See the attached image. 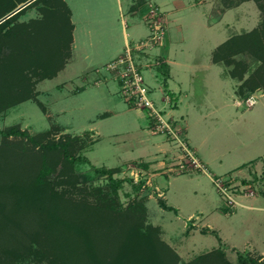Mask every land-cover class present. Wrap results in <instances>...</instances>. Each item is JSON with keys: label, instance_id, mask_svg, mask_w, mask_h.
Returning a JSON list of instances; mask_svg holds the SVG:
<instances>
[{"label": "rangeland", "instance_id": "rangeland-1", "mask_svg": "<svg viewBox=\"0 0 264 264\" xmlns=\"http://www.w3.org/2000/svg\"><path fill=\"white\" fill-rule=\"evenodd\" d=\"M23 1L0 0V20ZM57 1L33 2L13 21L0 24L1 91L17 99L30 92L34 97L0 112V185L33 182L48 155L55 167L51 179L61 178L59 190H68L73 200L95 203L109 197L117 209L143 204L146 224L159 228L160 239L172 249L164 256L173 260L172 252L177 254V264H191L219 249L233 264L242 253L264 257V88L252 94L258 102L251 108L243 105L247 99L240 93L262 61L239 53L241 45L231 50L233 66L214 61L217 49L229 40L263 28L264 0H66L79 48L64 70L69 48L59 50L63 38L59 44L52 38L58 23H42L48 33L43 40L37 30L31 40L25 35L26 28L29 35L35 25L40 29L36 20L50 4L62 12ZM159 22L167 33L164 46H146L136 57L156 108L175 125L177 137L155 133L154 119L125 100L115 73L107 69L110 60L125 52L126 38L132 46L147 42ZM9 26L13 40L3 34ZM140 26L143 37L138 36ZM62 27L65 36L68 28ZM85 40L94 44L91 54L100 57L90 64L83 55ZM42 51L36 60L35 52ZM169 55L178 64L168 65ZM45 60L59 64L56 78L40 80L43 71L35 72L36 63ZM11 127L27 131L39 144L4 138L1 131ZM51 143L68 152L44 148ZM185 149L202 169H196ZM66 152L80 160L73 168ZM109 170L122 181L117 191ZM213 178L230 180L234 197L245 205L228 207ZM160 199L174 210L163 209ZM11 207L0 192V220L7 227L0 228V258L6 248L19 251L12 256L23 254L11 264H49L36 251V226L10 220ZM197 264L222 261L214 255Z\"/></svg>", "mask_w": 264, "mask_h": 264}, {"label": "trees", "instance_id": "trees-1", "mask_svg": "<svg viewBox=\"0 0 264 264\" xmlns=\"http://www.w3.org/2000/svg\"><path fill=\"white\" fill-rule=\"evenodd\" d=\"M26 1L28 0L22 3ZM38 1L40 0L36 2ZM57 2L62 5L59 6L62 8V12H59L58 8L56 12L52 10V5L50 4L48 6L49 10L43 14V18L38 21L36 20V22L40 23V29L38 25H35V28H32V31L34 29L32 35H29V29L26 28L25 35L28 41L34 38L38 31L41 35V40H43L42 35L47 33V29L43 30L42 23L48 21L51 27H55L54 24L58 23L59 28L55 27V30L52 28L54 30H52L54 32L52 38L56 44H59V40L63 38L62 45H58L59 50L63 51L72 40V12L64 0ZM27 8L1 25L13 21ZM59 20H61V23H64L61 24ZM63 25L66 29L68 28L69 32L65 36L61 35ZM10 26L3 34L6 38L12 39L8 36L12 33ZM263 34L264 26L260 30L256 29L248 34L235 36V38L218 48L214 54L215 63H222L223 60L227 66L231 67L234 63L232 59L234 53L231 50L234 49V46L241 45V51L238 50L239 53H251L258 60L262 61V65L257 69L255 75L248 80L249 82L244 84L246 86L241 88V96L246 99L259 89L264 88ZM23 37V34L19 35L16 43L20 42ZM1 42L0 37V47ZM63 45L64 48L61 49ZM43 51L35 52L36 60H39L38 58ZM51 57L47 59H51ZM49 63L50 60L48 62L45 60L36 63L34 66L36 67V73L38 72L37 69L43 71L40 80L53 79L61 69L57 62H53L52 65H49ZM2 64L3 66L7 65L6 62ZM233 72L231 71L232 75L235 74ZM21 73L23 74L24 72L21 70ZM1 89L0 85V112L34 98L33 93L30 92L29 95L26 94L24 97L17 99V96L11 97L3 94ZM29 89L30 91L32 90L31 87L26 90ZM245 89L248 90L247 93H245ZM1 133L6 139L13 136L28 138L33 143L39 144L36 138L32 137L27 131L20 130L18 127H11L1 131ZM44 148L57 151H61L62 148L66 149L65 146L55 143L46 144ZM66 151L68 152L67 149ZM67 152L65 153V157L70 161V168H73L74 164L80 160ZM50 163L51 161H49L47 155L43 159L37 178L29 184L5 183L0 185V192L10 199L12 205L10 211L7 213V217L10 220L16 218V221L20 224L25 222L23 224H26V226L33 224L36 226L37 235L34 237L33 242L43 262L47 261L49 264H177L179 262V256L173 252V260H169L164 256L167 249L170 251L172 249L160 239L159 228L146 224V207L143 204L135 202L126 209H117L114 199H110L109 197H103L95 203L90 200L82 202L73 200L68 190H59L61 183L64 182L61 178H59L60 181L58 182H54L51 179L55 167L51 166ZM107 172L109 173L110 180L113 182L114 189L117 191L121 187L122 181L114 180L113 173L116 172L115 170ZM73 176H76V174L73 173L70 177L72 178ZM137 189H140V186ZM159 203L165 210H174L163 199H160ZM4 220L6 219L4 218ZM4 226L6 227L4 221L0 220V228H4ZM4 230L6 231L5 228ZM202 233L206 234L208 230L203 229ZM27 249L28 245L24 249L25 252ZM4 250L3 257L0 258V264H6L9 260L8 264H11V260H16L23 255H18L19 251L16 250L6 248ZM12 252L18 254L12 256ZM214 255L220 258L222 264H233L226 258V253L222 249L201 255L191 264H197ZM238 264H264V261L261 258L252 257L249 253H242L238 256Z\"/></svg>", "mask_w": 264, "mask_h": 264}, {"label": "built area", "instance_id": "built-area-1", "mask_svg": "<svg viewBox=\"0 0 264 264\" xmlns=\"http://www.w3.org/2000/svg\"><path fill=\"white\" fill-rule=\"evenodd\" d=\"M151 29L152 34L147 42H140L135 46L128 44L125 54L108 64L107 69L115 73L121 94L125 100L138 109L145 110L150 117L154 119L155 128L153 131L155 133L177 137L175 125L171 123L170 120L166 119L163 113L156 108L155 102L151 98V91L146 84L142 66L136 57L137 52L144 50L146 46H151L153 48L155 46H164L167 33L161 23H155ZM257 102L258 98L252 95L243 102V105H247L251 108L255 106ZM185 150L188 152L189 157L192 158L196 169H202L201 163H198L193 153L188 149ZM213 183L225 198L228 207L233 208L241 204L236 200L231 191L232 186L230 185V180L225 181L220 178H213ZM251 195L253 194L250 193L249 196Z\"/></svg>", "mask_w": 264, "mask_h": 264}, {"label": "crops", "instance_id": "crops-1", "mask_svg": "<svg viewBox=\"0 0 264 264\" xmlns=\"http://www.w3.org/2000/svg\"><path fill=\"white\" fill-rule=\"evenodd\" d=\"M64 2L67 4V6L69 7V9H70L71 12H72V14H71V23H72V25H73V31H72V34H71V36H72V40H71V43H70L69 46H68L69 49L67 50V55H66V57H65L64 63L62 64V66H63V69H62V70L66 69L67 65L70 64V62L72 61V59H73V57H74V55H75V53H76V50L79 48V46H77V45H78V39H76V30H77V27H76V24H75L74 21H73V16H74V14H73L72 8L68 5L67 1L64 0ZM20 4H21V3H20ZM164 5H167V4L164 3ZM148 27H149V26H148ZM142 28H143V26H140V29H137L138 36H139V37H143V36H145L144 28H143V29H142ZM90 34H91V32H87L88 39L91 37ZM127 37H128V35H127ZM128 44H130V41H129V39L126 38V44H125V47H124V49H125L124 51H126V47H127ZM93 47H94V44H93L90 40H85V41L82 43V49H83V53H84V54H83V55H84V59H85V61H86L88 64L93 63L94 61L100 59L99 56H96V55H94V54H91V51H90L89 49H90V48H93ZM115 51H116V50H115ZM115 51H114V52H115ZM114 52H111V53H114ZM124 54H125V52H124L122 55H118V56L114 57L112 60H110V62H112V61H114V60L120 58V57L123 56ZM167 63H168V65H170V66H174V65L178 64L177 62L171 60L170 55H169V57H168V59H167ZM107 64H108V63H107ZM97 70H99V69H96V71H97ZM97 73H98V71H97ZM54 78H56V77H54ZM54 78H53V79H54ZM46 80H51V79H46ZM98 82H100V83H103V82H104V83H108V81H106L105 79H104L103 82H102V81H98ZM97 84H98V83H97ZM166 98H167L169 101L172 100L171 97H169V96H166ZM165 102H167V100H166ZM231 181H232V180H231ZM243 203H244V202H243ZM243 203H241L240 205H241V206H244L245 204H243ZM240 205H239V206H240ZM199 229L201 230L202 228L199 227ZM203 229H205V228H203ZM260 258L264 261V257H263V256L260 257Z\"/></svg>", "mask_w": 264, "mask_h": 264}, {"label": "water", "instance_id": "water-1", "mask_svg": "<svg viewBox=\"0 0 264 264\" xmlns=\"http://www.w3.org/2000/svg\"><path fill=\"white\" fill-rule=\"evenodd\" d=\"M35 1L36 0H29V1H27L26 3H24L23 5H21L17 9H15L12 13L8 14L5 18L1 19L0 20V24H2L3 22H5L6 20L10 19L11 17H13L14 15H16L17 13H19L23 9L27 8L29 5H31Z\"/></svg>", "mask_w": 264, "mask_h": 264}]
</instances>
